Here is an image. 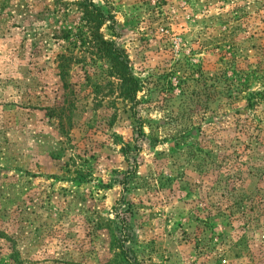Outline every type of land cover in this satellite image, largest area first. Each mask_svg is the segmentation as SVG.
Here are the masks:
<instances>
[{
	"label": "rangeland",
	"instance_id": "1",
	"mask_svg": "<svg viewBox=\"0 0 264 264\" xmlns=\"http://www.w3.org/2000/svg\"><path fill=\"white\" fill-rule=\"evenodd\" d=\"M263 87L264 0H0V264H264Z\"/></svg>",
	"mask_w": 264,
	"mask_h": 264
},
{
	"label": "trees",
	"instance_id": "2",
	"mask_svg": "<svg viewBox=\"0 0 264 264\" xmlns=\"http://www.w3.org/2000/svg\"><path fill=\"white\" fill-rule=\"evenodd\" d=\"M74 4L77 10H80V13H82L83 15V19L85 20V24L88 29V44L91 45V47L93 46L96 48L100 55L108 61L112 71L117 75L120 81L121 94L123 98L126 99V103H128L130 106L131 116L134 117L135 111L133 105H136L137 103L135 95L140 88L138 79L131 72L128 62L125 61L121 53L117 49H115L113 43L111 41L103 39V36L99 33V28L103 24L104 20L99 12H97V9L93 7L91 3L84 6H80V4L78 3ZM71 60L72 55L60 54L56 56V68L58 70V75L60 76V78H63V76L65 75V69L67 68ZM263 98L264 87L262 88V91L257 92L253 95V97L246 99V107H251L253 102L262 100ZM138 129H140L139 124ZM131 172L134 171L131 170ZM9 260V264H21L16 255H10Z\"/></svg>",
	"mask_w": 264,
	"mask_h": 264
}]
</instances>
